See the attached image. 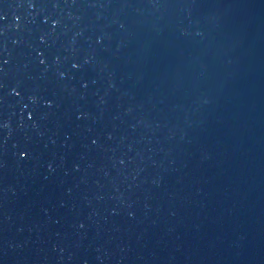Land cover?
<instances>
[{"label": "water", "instance_id": "obj_1", "mask_svg": "<svg viewBox=\"0 0 264 264\" xmlns=\"http://www.w3.org/2000/svg\"><path fill=\"white\" fill-rule=\"evenodd\" d=\"M0 264H264V0H0Z\"/></svg>", "mask_w": 264, "mask_h": 264}]
</instances>
